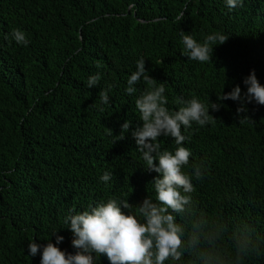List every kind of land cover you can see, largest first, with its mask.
<instances>
[{"label":"trees","instance_id":"16d2710c","mask_svg":"<svg viewBox=\"0 0 264 264\" xmlns=\"http://www.w3.org/2000/svg\"><path fill=\"white\" fill-rule=\"evenodd\" d=\"M15 28L27 46L12 39ZM179 31L200 43L214 32L229 39L212 45V63H201L188 58ZM141 57L150 77L165 82L169 110L193 96L222 105L209 109L216 122L182 128L192 154L183 171L202 165V178L192 175L191 213L174 214L184 239L194 221L209 231L223 226L225 264H264V106L245 103L238 116L240 102L217 100L237 85L243 96L252 70L264 85V0L231 10L225 0H0V264H40L28 243L55 245L56 235L63 237L56 246L74 254L64 218L90 205L156 202L158 174L147 170L131 136L142 126L135 100L149 86L141 78L136 93L125 92ZM97 73L98 85L88 88ZM109 88V104H101L99 92ZM125 120L131 127L113 144L104 128L118 136ZM159 143L162 151L177 147L171 137ZM105 171L113 176L107 183ZM128 211L140 218L135 207ZM245 228L255 250L237 260L233 236ZM96 264L109 261L101 255ZM165 264L199 262L185 254Z\"/></svg>","mask_w":264,"mask_h":264},{"label":"clouds","instance_id":"9594fccd","mask_svg":"<svg viewBox=\"0 0 264 264\" xmlns=\"http://www.w3.org/2000/svg\"><path fill=\"white\" fill-rule=\"evenodd\" d=\"M226 6L231 10L241 7L243 0H225ZM183 20V12L176 17V22ZM185 46L188 58L201 63H212L213 46L222 45L229 37L214 32L207 35L203 42H197L191 34L179 31ZM12 39L20 45L27 46L30 41L26 33L19 28L11 32ZM136 70L127 80L126 94L137 92L135 87L143 79L149 87L135 100V108L140 113L142 126L135 127L131 136L135 140L137 150L142 153V159L149 172L158 175L151 182L156 193V202L148 196L138 206H133L127 200L109 198L87 210L69 214L64 218L68 230L72 233V247L74 254L61 251L56 245L63 241L62 236L56 235V244L49 242L43 246L34 242L28 243L29 256L41 254L40 264H96V258L104 255L109 264H165L166 261L179 262L188 254L195 258L199 264H225L219 251V241L222 240L226 228L221 226L213 230H206L204 221L193 222L187 241L185 227L177 223L176 215H187L192 211L193 200L191 193L195 191L192 184V175L197 180L202 178V165L192 166V175L186 174L183 169L189 164L191 151L182 146L188 139L183 129H190L193 123L200 127L216 122V118L209 115V109L218 111L220 103H202L193 96L189 100L178 98L176 103L181 105L177 111L167 107L165 96V82H157L150 77L145 69V59L141 57L136 61ZM101 79L99 73L90 75L87 87H96ZM247 87L246 93L241 95V88L237 85L227 94H221L217 100H232L240 102L237 114L246 112L245 103L253 101L264 106V85H261L255 75L250 71L243 80ZM109 91L100 90L101 104H109ZM95 107V104L91 105ZM103 111V109H100ZM252 122L248 117H243ZM253 123V122H252ZM131 121L125 120L121 125L120 135L113 136L110 129L104 128L107 135L113 137V144L123 140L129 131ZM171 137L177 147L174 152L161 150L159 138ZM107 183L113 179L112 173L105 171L100 177ZM136 208L139 213L132 214L130 209ZM127 212V214H126ZM142 218V219H141ZM249 230L236 233L233 236L237 260L255 250L254 244L248 235Z\"/></svg>","mask_w":264,"mask_h":264}]
</instances>
